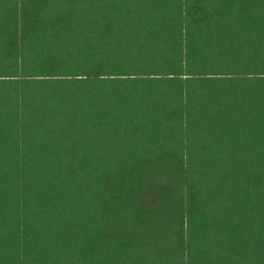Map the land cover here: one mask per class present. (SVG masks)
Masks as SVG:
<instances>
[{
	"label": "trees",
	"instance_id": "16d2710c",
	"mask_svg": "<svg viewBox=\"0 0 264 264\" xmlns=\"http://www.w3.org/2000/svg\"><path fill=\"white\" fill-rule=\"evenodd\" d=\"M0 264H264V0H0Z\"/></svg>",
	"mask_w": 264,
	"mask_h": 264
}]
</instances>
